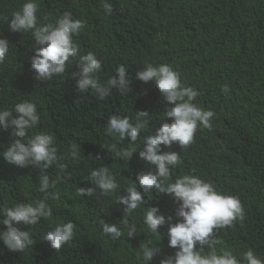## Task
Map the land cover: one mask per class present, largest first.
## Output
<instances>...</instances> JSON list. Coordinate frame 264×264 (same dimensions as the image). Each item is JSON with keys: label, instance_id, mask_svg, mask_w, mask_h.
Listing matches in <instances>:
<instances>
[{"label": "trees", "instance_id": "1", "mask_svg": "<svg viewBox=\"0 0 264 264\" xmlns=\"http://www.w3.org/2000/svg\"><path fill=\"white\" fill-rule=\"evenodd\" d=\"M25 2L0 0V38L10 44L8 56L0 63V110H12L24 101L34 103L39 123L28 135H53L60 163L67 165L71 178L61 176L48 190L58 192V200L45 199L38 191V169L19 168L0 157V207L35 205L44 200L52 210V216L37 225H18L30 232L34 242L25 251L9 252L0 242V264H142L146 246L161 249L150 264L174 254L166 234H152L143 222L148 207H158L177 222L174 213L178 205L169 196L154 191L126 217L128 224L135 226L133 238L127 236L128 227L121 220L123 205L117 202L136 175L149 170L137 153L129 161L118 153L129 147L138 152L144 137L154 134L162 123L171 122L164 116L169 105L162 101L154 83L135 79L136 71L146 64L170 65L183 84L199 92L193 103L214 113L211 129L198 126L187 147L161 146L164 151L178 152L181 161L172 168L166 183L194 175L211 182L222 195L238 197L244 219L216 230L221 241L217 253L231 251L246 264L243 254L252 250L264 261V0H107L113 6L111 15L105 14V0H36L38 25L55 24L64 12L84 21L73 42L79 55L92 52L100 60L102 70L97 75L101 83L115 75L118 66L128 67V94L114 89L103 101L92 90L76 91L71 74L79 70V56L66 64L62 76L48 82L34 79L31 32L15 33L8 28L12 13ZM224 85L229 88L227 94L221 91ZM141 110L149 112L150 122L134 145L106 134L110 116L128 117L135 123V113ZM10 131L0 132V152L12 142ZM73 143L81 148L78 160L70 156ZM103 166L115 176L118 189L109 196H99V192L92 197L77 196V187H91L87 182L90 172ZM58 173L56 166L46 170L50 183ZM69 221L76 226L73 239L59 251L52 250L43 241L44 235ZM101 221L116 224L121 237L113 240L104 235ZM166 230L167 224L159 229L160 233ZM203 251H209L207 246Z\"/></svg>", "mask_w": 264, "mask_h": 264}, {"label": "clouds", "instance_id": "2", "mask_svg": "<svg viewBox=\"0 0 264 264\" xmlns=\"http://www.w3.org/2000/svg\"><path fill=\"white\" fill-rule=\"evenodd\" d=\"M104 11L111 15L113 6L105 0ZM38 3L36 0H27L20 10L12 13L8 21V28L15 33L31 32L33 37L34 55L30 58V68L34 72V79L39 82H48L54 76H62L66 71V64L79 56L77 72H73L75 89L79 93L89 90L96 98L103 101L108 98L115 89L121 95L129 92L131 79L128 75V67L120 65L115 70V75L101 83L98 73L102 70V64L94 53L88 52L79 55V47L73 42V36L78 35L84 27V21L72 18L70 12H64L56 20L55 24L38 25ZM9 42L0 38V63L5 61L9 54ZM135 79L148 83L153 82L162 97V101L169 105L164 112L165 120L170 123H162L154 134L143 138L142 149L137 152L135 147L121 150L118 154L121 159L129 161L134 153L139 160L149 167L146 172H139L126 189V194L118 197V204L123 205L122 223L128 227V238L135 237V226L129 225L126 217L134 210L146 203L145 197H150L152 192H159L169 196L178 207L175 210L176 218L173 223L172 216H165L158 207H148L143 217V222L150 232L158 237L167 236L168 247L175 249L173 255L160 259L158 264H241L231 251L221 250L217 253V244L221 243L216 238V230L231 227L234 221L244 219V209L238 197L222 195L214 189L211 182H205L194 175H184L175 179L173 183H166L173 167L178 165L180 155L176 151H164L171 149L175 144L184 148L193 142L198 126L203 129H211L213 111L203 110L193 103L199 92L182 83L179 72L173 70L168 64L153 66L146 64L143 70H137ZM221 91L228 93L227 85L222 86ZM150 122V114L146 110L135 113V123L128 117L121 118L118 115L109 117L106 134L122 142L125 139L131 144L140 138V133ZM39 123V115L36 105L30 101L16 104L12 110H0V132L9 131L13 138L6 149L0 152V157L7 163L19 168L32 167L40 172V193L45 194V199L53 201L59 199L58 192H49L60 181L61 176L71 178L66 172L67 165L60 163L61 157L57 154L54 136L44 132L33 133L29 131L36 128ZM70 156L73 160L81 157L79 144L70 146ZM115 150V145L112 146ZM96 159H100L99 156ZM56 166L59 170L56 181L50 183L46 170ZM154 166V170H153ZM91 187H77L76 195L92 197L99 192V196H109L119 187L115 176L108 166L92 170L87 177ZM138 187L140 191H138ZM52 216L51 208L41 200L35 205L20 203L13 207H0V225L5 230L0 231V242L9 252H23L34 242L30 232L21 230V226L37 225L42 218ZM102 232L115 240L121 237L122 232L116 224H108L101 221ZM167 224L166 233H160L159 229ZM75 225L69 221L48 231L43 241H46L52 250L59 251L74 236ZM207 246L209 251L205 254L203 249ZM161 252L160 247H144L142 252V264H150L154 257ZM246 264H264L252 250L243 254Z\"/></svg>", "mask_w": 264, "mask_h": 264}]
</instances>
